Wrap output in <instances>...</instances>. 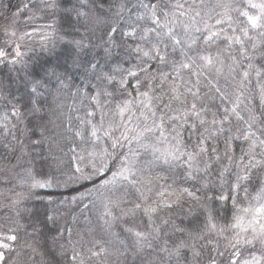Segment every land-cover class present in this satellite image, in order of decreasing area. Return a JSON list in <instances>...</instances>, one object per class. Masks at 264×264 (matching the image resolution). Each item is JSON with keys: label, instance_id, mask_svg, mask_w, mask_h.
I'll return each instance as SVG.
<instances>
[{"label": "snow or ice", "instance_id": "6c2138e0", "mask_svg": "<svg viewBox=\"0 0 264 264\" xmlns=\"http://www.w3.org/2000/svg\"><path fill=\"white\" fill-rule=\"evenodd\" d=\"M0 264H264V0H0Z\"/></svg>", "mask_w": 264, "mask_h": 264}]
</instances>
